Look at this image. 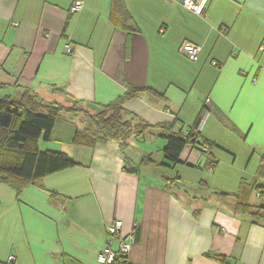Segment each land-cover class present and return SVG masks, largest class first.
Segmentation results:
<instances>
[{"label": "crops", "instance_id": "1", "mask_svg": "<svg viewBox=\"0 0 264 264\" xmlns=\"http://www.w3.org/2000/svg\"><path fill=\"white\" fill-rule=\"evenodd\" d=\"M80 1L71 12L74 0H0V96L19 99L29 88L95 110L128 86L149 87L164 100L144 93L124 109L174 129L189 128L205 111L198 139L209 152L186 145L167 189L156 167L126 171L117 142L69 143L82 124L64 116L63 135L39 138L38 148L62 151L78 165L18 196L0 184V264L10 256L11 264H97L105 227L115 220L132 242L129 264H264V226L234 212L243 188L249 205L264 204V0H208L200 15L177 0H122L130 29L115 25L113 0ZM184 41L200 46L196 61L179 53ZM160 134L155 128L131 139L126 155L133 163L153 156L166 144Z\"/></svg>", "mask_w": 264, "mask_h": 264}, {"label": "trees", "instance_id": "2", "mask_svg": "<svg viewBox=\"0 0 264 264\" xmlns=\"http://www.w3.org/2000/svg\"><path fill=\"white\" fill-rule=\"evenodd\" d=\"M112 5L115 25L122 29H130L132 18L124 8L122 0H113ZM3 85L0 84V87ZM53 90L57 91L54 88ZM144 93L155 99L164 100L163 94L152 88L134 86H128L124 94L106 105L98 106L95 110L87 109L69 96L66 97L65 104L45 100L29 88L23 90L19 99H12L7 95L0 97V184L8 186L18 196L28 185L38 182L41 178L78 165L62 151H42L38 148L39 138L51 140L52 130L61 119L62 113L77 118L82 124L81 128L74 129L69 143L93 147L105 145L110 141L117 142L118 152L126 165L125 170L129 172L143 166L155 167L156 161L151 153L140 156L133 163L125 151L131 139L141 141L155 128H161L159 136L166 142L161 149L163 161L159 163L163 168L172 169L179 163L180 153L186 145L197 148L204 145L198 139L200 133L195 131V128L205 111H200L194 124L189 128L180 125L174 129V123L151 125L127 112L123 107L124 102ZM177 179L178 176L173 174L172 177L163 176L162 182L170 189ZM241 182L244 185V182ZM242 190L245 194L241 198L234 195V212L240 216H247L250 224L264 226V204L249 205L250 192L244 188ZM50 196L56 197L54 193H50ZM214 255L221 263L228 261L225 256ZM114 264H126L125 256L117 255Z\"/></svg>", "mask_w": 264, "mask_h": 264}, {"label": "built area", "instance_id": "3", "mask_svg": "<svg viewBox=\"0 0 264 264\" xmlns=\"http://www.w3.org/2000/svg\"><path fill=\"white\" fill-rule=\"evenodd\" d=\"M185 9L190 12L200 15L206 7L208 0H177ZM82 7V2L80 0H74L70 7L71 12H76ZM15 25V24H14ZM66 53H70L72 48L69 44L65 46ZM178 51L185 58L190 61H196L198 59L199 53L201 51L200 46L193 44L191 42L184 41L179 45ZM202 126V122H199V125L195 128V131H199ZM202 152H207L208 148L205 146L201 148ZM122 228V222L120 220H115L111 224H108L105 227V232L107 237V242L102 250L98 253L96 257L97 264H114L117 255L126 256L130 250L132 242H125L123 237L120 234ZM117 243V248L112 247V243ZM13 257L10 256L7 260V264L13 262ZM129 264V263H126Z\"/></svg>", "mask_w": 264, "mask_h": 264}, {"label": "rangeland", "instance_id": "4", "mask_svg": "<svg viewBox=\"0 0 264 264\" xmlns=\"http://www.w3.org/2000/svg\"><path fill=\"white\" fill-rule=\"evenodd\" d=\"M0 97H2V96H0ZM12 98H15L13 95H12ZM64 116H68V114H65V113H62V115H61V119L57 122L58 123V125H57V127H54V128H56V130L54 129L53 130V132H52V135L53 136H59V135H63L62 134V127H61V123H65V117ZM61 122V123H60ZM56 123V124H57ZM61 139H63V138H61ZM241 147H243V148H247L248 150H250V147L248 146V141H242V146ZM200 148H203V146H200ZM157 149V148H156ZM198 149H199V146H198ZM154 154H153V159L156 161V165H155V167H156V169L158 168V169H160L161 170V172H159V173H157V170H155V174L154 175H156L157 177H158V179L157 180H159V182H161V179H162V177L163 176H171L170 174H172V176H173V174L175 173L172 169H168V168H164V170L163 171H167V172H163L162 171V169L161 168H163V166H161L160 164H159V162L160 161H162L163 160V155H162V152L161 151H157V150H155L154 149ZM142 169H144V168H147V166H143V167H141ZM225 168V167H224ZM226 169H228V168H226ZM168 173V174H167ZM215 173H219V170H217ZM232 176H230V180L232 179L231 178ZM237 179H238V176L236 175V178H235V180H234V183L237 181ZM162 185V184H161ZM206 190H208V187H204V188H202V194H201V196H199V197H204L205 196V192H206ZM198 197V196H197ZM261 200H264V198H262ZM255 201V200H254ZM263 202V201H262ZM224 230H222V228H220V229H218V232H223Z\"/></svg>", "mask_w": 264, "mask_h": 264}, {"label": "flooded vegetation", "instance_id": "5", "mask_svg": "<svg viewBox=\"0 0 264 264\" xmlns=\"http://www.w3.org/2000/svg\"><path fill=\"white\" fill-rule=\"evenodd\" d=\"M203 147H205V146H203ZM207 147V146H206ZM208 148V147H207ZM199 149H201L200 147H199ZM209 150V149H208ZM208 152L209 151H207V152H202V154H204V155H206V154H208Z\"/></svg>", "mask_w": 264, "mask_h": 264}, {"label": "clouds", "instance_id": "6", "mask_svg": "<svg viewBox=\"0 0 264 264\" xmlns=\"http://www.w3.org/2000/svg\"><path fill=\"white\" fill-rule=\"evenodd\" d=\"M200 151H201V149H200ZM202 152V151H201Z\"/></svg>", "mask_w": 264, "mask_h": 264}]
</instances>
